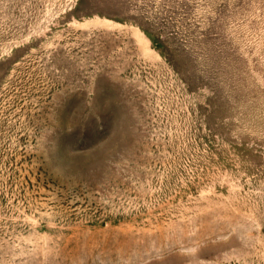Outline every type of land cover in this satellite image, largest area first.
<instances>
[{
    "label": "rangeland",
    "instance_id": "rangeland-1",
    "mask_svg": "<svg viewBox=\"0 0 264 264\" xmlns=\"http://www.w3.org/2000/svg\"><path fill=\"white\" fill-rule=\"evenodd\" d=\"M0 264H264V0H0Z\"/></svg>",
    "mask_w": 264,
    "mask_h": 264
}]
</instances>
